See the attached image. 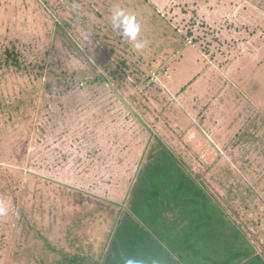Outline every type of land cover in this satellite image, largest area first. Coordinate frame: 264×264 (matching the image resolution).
Instances as JSON below:
<instances>
[{"label": "rangeland", "instance_id": "1", "mask_svg": "<svg viewBox=\"0 0 264 264\" xmlns=\"http://www.w3.org/2000/svg\"><path fill=\"white\" fill-rule=\"evenodd\" d=\"M158 141L264 254V0H0V264L99 256Z\"/></svg>", "mask_w": 264, "mask_h": 264}, {"label": "trees", "instance_id": "2", "mask_svg": "<svg viewBox=\"0 0 264 264\" xmlns=\"http://www.w3.org/2000/svg\"><path fill=\"white\" fill-rule=\"evenodd\" d=\"M154 145L127 208L118 210L108 248L94 258L61 252L56 264H123L127 257L144 264H264V254L174 152L162 142Z\"/></svg>", "mask_w": 264, "mask_h": 264}, {"label": "clouds", "instance_id": "3", "mask_svg": "<svg viewBox=\"0 0 264 264\" xmlns=\"http://www.w3.org/2000/svg\"><path fill=\"white\" fill-rule=\"evenodd\" d=\"M110 23L113 29L117 30L135 50L141 51L146 47L147 41L139 38L141 25L130 10L119 6L114 7L110 13ZM123 264H144V260L139 257H127L124 258Z\"/></svg>", "mask_w": 264, "mask_h": 264}, {"label": "crops", "instance_id": "4", "mask_svg": "<svg viewBox=\"0 0 264 264\" xmlns=\"http://www.w3.org/2000/svg\"><path fill=\"white\" fill-rule=\"evenodd\" d=\"M214 22V21H213ZM251 50L249 49V51H243V54L241 55V56H239V58L240 57H243V58H248V57H246V56H248V53L250 52ZM255 52H257V51H255ZM252 54V53H251ZM260 55H262V53L260 54ZM186 56V55H185ZM261 57H263V56H261ZM185 59V58H184ZM234 61V60H233ZM183 62V61H182ZM193 65H195V64H193ZM248 65H249V63H248ZM215 65L213 64V66H212V68L210 69H207V70H205V72H203L204 73V75L207 77L208 76V74L210 73L209 71H211V74H209V76H211V80H213L214 78H215V76L217 75V80L218 81H220V82H222V83H224L223 81H222V77H224V79L225 80H229L230 82H229V86H231V80H230V78L232 77L231 76V73L228 71V69L227 68H229L228 66H227V64L225 65V67H223V71H220L217 67V69H215V67H214ZM242 67V66H241ZM247 67V69H248V74L250 73V71H251V66H246ZM184 68H186V67H184ZM188 68V67H187ZM186 68V69H187ZM194 68L196 69L195 70V74H196V72H199L198 70H197V66H194ZM182 69V68H181ZM242 69H243V67H242ZM244 70V69H243ZM191 70H184L183 71V73L185 72H190ZM245 71V70H244ZM192 72H194V71H192ZM192 72H190L189 74H191ZM245 77V76H244ZM224 85H226V89L227 90H229L228 89V87H227V84H224ZM224 85H221V87H223ZM261 100V99H260ZM262 101V100H261Z\"/></svg>", "mask_w": 264, "mask_h": 264}]
</instances>
